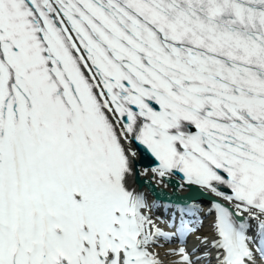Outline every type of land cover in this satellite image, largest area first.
Masks as SVG:
<instances>
[{
	"label": "snow or ice",
	"instance_id": "6c2138e0",
	"mask_svg": "<svg viewBox=\"0 0 264 264\" xmlns=\"http://www.w3.org/2000/svg\"><path fill=\"white\" fill-rule=\"evenodd\" d=\"M0 264H264V0H0Z\"/></svg>",
	"mask_w": 264,
	"mask_h": 264
},
{
	"label": "water",
	"instance_id": "95a60500",
	"mask_svg": "<svg viewBox=\"0 0 264 264\" xmlns=\"http://www.w3.org/2000/svg\"><path fill=\"white\" fill-rule=\"evenodd\" d=\"M190 195H191V197H198V196H200V195H199L198 193H196V192H191Z\"/></svg>",
	"mask_w": 264,
	"mask_h": 264
},
{
	"label": "bare ground",
	"instance_id": "6f19581e",
	"mask_svg": "<svg viewBox=\"0 0 264 264\" xmlns=\"http://www.w3.org/2000/svg\"><path fill=\"white\" fill-rule=\"evenodd\" d=\"M138 189H140V188H138ZM148 191V190H147Z\"/></svg>",
	"mask_w": 264,
	"mask_h": 264
}]
</instances>
